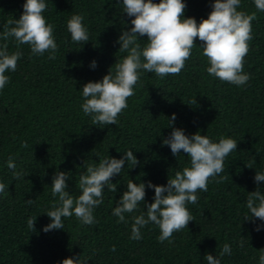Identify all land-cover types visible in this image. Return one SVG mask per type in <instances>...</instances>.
I'll return each mask as SVG.
<instances>
[{
  "label": "trees",
  "instance_id": "16d2710c",
  "mask_svg": "<svg viewBox=\"0 0 264 264\" xmlns=\"http://www.w3.org/2000/svg\"><path fill=\"white\" fill-rule=\"evenodd\" d=\"M24 2L0 0V33L9 19L19 18ZM183 2L184 17L197 23L212 10L213 0ZM45 3L43 15L54 25L56 58L49 59L48 52L33 55L30 46L20 45L23 55L16 70L5 73L9 83L0 90V183L6 185L0 193V264H61L76 256L86 264H207L206 254L219 258L220 264H259L264 221L243 218L249 214L248 193L258 188L264 194V182L254 181L256 171L264 172V12L256 10L253 0H241L238 8L257 16L244 57V72L250 76L245 85L208 75L210 65L197 39L179 75L160 78L141 72L135 95L128 98L117 124L105 126L93 125L83 113L81 89L87 82L100 81L110 68L114 73L115 62L126 55L118 51L117 41L122 30L131 28L132 18L122 12V0ZM73 15L83 16L88 42L71 40L67 21ZM7 43L10 53L17 50L14 38ZM172 114V127L183 129L185 135L199 131L213 142L230 137L237 149L225 158V171L209 180L208 190L196 193L197 203L186 205L193 216L187 228L160 242L158 227L150 223L141 229L142 238L133 240L131 218L153 202L154 191L147 183L166 185L168 177L189 166L186 154L174 157L167 145L162 146L172 131ZM128 150L139 163L129 169L126 161L121 173L112 177L117 191L105 187L103 204L93 209L95 224H82L72 216L63 218L64 229L42 230L51 222L46 212L58 203L51 194L57 171L70 174L66 191L75 196L87 164L108 156L120 159ZM9 157L23 178H13ZM221 177L229 178L217 183ZM129 179L144 183L146 195L136 211L124 214L127 223H118L112 210ZM31 217H36L34 229L27 225ZM225 243L232 254L220 257Z\"/></svg>",
  "mask_w": 264,
  "mask_h": 264
},
{
  "label": "clouds",
  "instance_id": "9594fccd",
  "mask_svg": "<svg viewBox=\"0 0 264 264\" xmlns=\"http://www.w3.org/2000/svg\"><path fill=\"white\" fill-rule=\"evenodd\" d=\"M255 8L264 12V0H253ZM241 0H213L211 11L206 19L199 23L195 18L184 17L186 4L183 0H122L123 13L130 20L131 28L122 30L118 38L119 52L126 55L115 62L114 73H108L98 82H87L83 85V103L81 109L90 116L93 125H116L118 116L128 107V98L135 95L134 88L139 83L141 72L154 73L164 78L169 75H179L185 67V62L191 57L192 49L200 43L202 55L207 59L208 75L232 85H245L250 76L244 72V57L249 51V41L252 37V22L257 19L256 13L238 11ZM23 11L18 19H9L0 33V90L9 83L6 72H14L17 61L23 53L20 45L30 46L33 55L49 53V59H55L58 45L53 36L54 25L46 22L43 15L47 8L45 0H25ZM83 16L73 15L67 21V30L75 43L88 42L89 33L83 24ZM140 37H146L141 41ZM14 38L17 50L9 52L7 41ZM83 43V44H84ZM91 67H96L92 61ZM196 103V101H194ZM176 116L172 114L168 127L172 128L170 135L163 139L162 146L167 145L174 157L183 152L189 158V166L176 171L173 178L167 179L166 185H153L150 181L147 187L153 189V202L145 205V211L133 216L130 239L140 240L141 229L148 224L158 227V240H170L174 232L187 228L193 216L188 210V204H196L197 192H206L208 182L225 171V158L236 151L237 141L221 137L213 142L199 131L190 137L183 129L172 127ZM129 169L139 163L131 150L123 153L122 158L106 157L98 163L86 165V171L80 174L79 194L73 195L66 191L68 172L57 171L51 184V194L58 197L52 209L46 212L51 222L42 230L49 232L54 229H64L63 218L75 216L82 224L93 225L96 220L93 209L103 204L105 187L111 193H116L117 185L111 183L112 177L121 173L125 162ZM7 167L13 170V178L21 179L23 174L15 171L16 164L9 157ZM251 168V167H250ZM229 177H221L217 183ZM254 181L264 182V172H257ZM6 185L0 183V193L5 192ZM258 189V188H257ZM248 193L246 207L249 214L243 219L255 222L253 218L264 221V194L259 190ZM145 184L128 180L126 190L122 193L112 214L118 218V223H127L125 213H133L144 202ZM33 200H28L31 204ZM36 217L27 221L30 229H34ZM257 231L260 227L257 226ZM115 251V246L111 249ZM231 255V246L225 243L219 253L220 257ZM207 264H220V259L206 254ZM81 256L65 258L61 264H86ZM259 264H264V249L260 250Z\"/></svg>",
  "mask_w": 264,
  "mask_h": 264
}]
</instances>
